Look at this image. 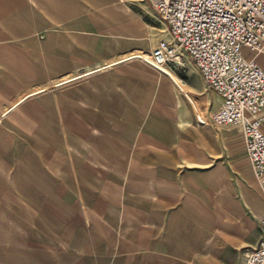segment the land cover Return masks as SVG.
Returning a JSON list of instances; mask_svg holds the SVG:
<instances>
[{"label":"rangeland","instance_id":"374dc122","mask_svg":"<svg viewBox=\"0 0 264 264\" xmlns=\"http://www.w3.org/2000/svg\"><path fill=\"white\" fill-rule=\"evenodd\" d=\"M46 2L0 0V264H243L212 242L258 236L241 133L197 122L211 88L187 53L161 66L184 93L146 61L170 40L151 0ZM199 231L200 252L168 249Z\"/></svg>","mask_w":264,"mask_h":264},{"label":"built area","instance_id":"2783aa9c","mask_svg":"<svg viewBox=\"0 0 264 264\" xmlns=\"http://www.w3.org/2000/svg\"><path fill=\"white\" fill-rule=\"evenodd\" d=\"M170 40L160 39L147 61L175 62L178 51L191 58L220 104L201 125L237 127L251 172L264 200V70L254 56L264 54V0H151ZM260 236L244 264H264V212Z\"/></svg>","mask_w":264,"mask_h":264},{"label":"crops","instance_id":"0c3cea01","mask_svg":"<svg viewBox=\"0 0 264 264\" xmlns=\"http://www.w3.org/2000/svg\"><path fill=\"white\" fill-rule=\"evenodd\" d=\"M4 1V0H1ZM74 1V0H71ZM99 2L102 3V0H97ZM68 0H55L54 5H48L47 6V2L45 4V9L46 11H49L50 13H53L52 16L58 20H65L66 19V14L69 13L67 10L68 7ZM66 4V5H65ZM74 7H76L74 5ZM78 8V7H77ZM44 9V11H45ZM29 10V8H28ZM71 12H73L74 14H78L79 11L78 9H73ZM46 16V15H44ZM79 17L76 18L75 23L73 24L74 28L77 29H81L80 28V24H79ZM29 21V20H28ZM30 22V26H35L33 21H29ZM92 22H94L92 20ZM95 23V22H94ZM37 25V24H36ZM70 25V24H69ZM72 27V26H71ZM23 28V27H21ZM10 28L8 26H4V29H0V56L3 57V54L5 53L6 50L11 49V43L12 41L9 40V36L7 35L9 32ZM12 31V30H11ZM82 40V39H81ZM93 40V39H92ZM88 44L89 46H93V51H97L98 48H96V44L93 41ZM11 52V51H9ZM90 58L94 57V55L91 54V56H89ZM255 60L257 61V63L261 66V68L264 70V54H257L254 56ZM0 60H2V58H0ZM8 65V64H7ZM110 65V64H107ZM105 66V65H104ZM161 72V71H160ZM168 73H170V71H167ZM162 73V72H161ZM164 74V73H163ZM166 75V74H164ZM168 76V75H166ZM169 77V76H168ZM171 78V79H170ZM169 79L177 86V88L184 93L185 92V88H183L181 82L179 81V79H177L175 76L172 75V73H170V77ZM178 85L183 89L181 90ZM12 91L11 89H7L6 92ZM204 96L200 97V104L202 106V108L204 109L205 113L207 114H211L214 110H216V108L219 106L220 104V97L218 96L217 92H215L214 90H208L207 92H205L204 94H202ZM22 100V98H20L17 103H19ZM16 103V104H17ZM9 109V108H8ZM5 112H7V110ZM197 124V123H196ZM198 125V124H197ZM199 126V125H198ZM262 131L264 133V123L262 125ZM241 143L243 146V142H242V137H241ZM244 149V146H243ZM245 153V150H244ZM246 157V154H245ZM247 159V158H246ZM252 173V172H251ZM251 185H253V191L255 194V198H258V204L255 205L252 209H251V216H249V218L251 219L252 223H253V228L256 229L258 231V236L257 239L254 238H243L240 235V228L235 224L233 226H231V238H214L212 242L215 243V247H214V251H218L217 249V244L219 245L218 248L221 249V245L223 244V242L228 243L231 247L233 248H241L246 246L244 249L248 248V247H253L255 246V244L257 243V240L260 236V228H259V219L261 217V215L264 212V200L262 198L259 186L257 184V181L255 180L253 174L251 175ZM198 219V218H197ZM203 223L205 225H207V222L205 220H203ZM206 238L205 236H203L202 232H197V235L194 238H166V243L168 244V249H170L172 252H174V250H181L183 253L184 251H197L200 252L201 250H203V245L205 242ZM184 244H186L185 250H184ZM220 252V251H219ZM245 262V259L243 261V264Z\"/></svg>","mask_w":264,"mask_h":264},{"label":"bare ground","instance_id":"6f19581e","mask_svg":"<svg viewBox=\"0 0 264 264\" xmlns=\"http://www.w3.org/2000/svg\"><path fill=\"white\" fill-rule=\"evenodd\" d=\"M135 56H140L141 57V55H135ZM129 59V58H128ZM147 61V60H146ZM159 70L162 72V73H164V74H166V75H168L169 77H170V73H168L167 71H169V69L168 68H166V67H160L159 68ZM182 84V83H181ZM182 86H183V84H182ZM178 87L181 89V90H183L179 85H178ZM184 88V87H183Z\"/></svg>","mask_w":264,"mask_h":264}]
</instances>
